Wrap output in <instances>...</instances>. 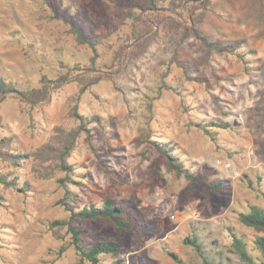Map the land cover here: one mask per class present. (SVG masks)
I'll return each instance as SVG.
<instances>
[{"label":"rangeland","instance_id":"1","mask_svg":"<svg viewBox=\"0 0 264 264\" xmlns=\"http://www.w3.org/2000/svg\"><path fill=\"white\" fill-rule=\"evenodd\" d=\"M65 2L78 9L76 20L84 31L101 38L98 61L107 63L130 33L127 10L143 0ZM54 7L42 9L35 0H0V72L21 88L39 86L42 73L55 78L65 72L60 60L73 65L91 54L75 42L62 20L65 13H54ZM70 9L63 7L64 12ZM204 12L198 24L203 34L225 44L243 41L247 69L236 55L208 53L192 35L183 37L182 28L169 24L112 81L101 79L84 92L71 81L47 102L30 105L8 98L0 104V139L10 138L12 150L23 154L48 141L56 127L77 126L71 112L76 104L79 114L98 115L103 122V128L89 125L99 157L82 134L69 159L74 171L66 176L55 171L52 178L40 177L35 170L48 162L32 156L18 166L0 159V172L13 169L18 185L28 186L20 192L0 185V264H76L66 227L49 226L69 216L57 202L63 189L56 177L65 178L75 209L91 202L101 205L106 197L127 202L133 226L122 234L104 219L73 222L85 230L87 242L118 241L124 264H177L170 252L188 264H203L185 242L189 236H196L215 261L242 264L227 226L251 239L252 229L238 221L237 213L250 204L264 207V2L210 0ZM174 52L188 65L186 73L171 61ZM162 79L182 93L163 89L156 97ZM223 123L229 127L217 125ZM145 130L151 139L172 144L191 172L206 167L212 172L209 179L224 188L205 191L197 185L186 192L190 180L165 164L144 140ZM154 162L161 178L152 185ZM61 246L66 250L58 255ZM112 260L105 256L103 262Z\"/></svg>","mask_w":264,"mask_h":264},{"label":"trees","instance_id":"2","mask_svg":"<svg viewBox=\"0 0 264 264\" xmlns=\"http://www.w3.org/2000/svg\"><path fill=\"white\" fill-rule=\"evenodd\" d=\"M35 1L42 9H45V6L52 7L54 5L56 7H54L56 9L53 10L54 13L55 11H59L62 15L65 13L62 20L67 26L68 33L74 37L77 44L90 48L91 54L87 60L75 62L73 65L65 64L60 60L59 64L65 68V72L55 78L42 73L37 87L21 88L11 77L0 72V104L8 98H15L30 105L47 102L52 92L71 81L80 86V92H84L101 79L107 78L112 81L126 69L132 59L141 56L148 50L159 35L161 26L169 24L182 28L183 37H187L188 34L192 35L208 53L236 55L244 64L245 69L248 68L245 52L241 50L243 41L230 44L211 41L199 28L198 24L204 17V10L208 8L210 0H143V2L133 4L126 13L127 18L130 20V33L112 50L110 61L107 63L104 61L99 63L98 58L100 57L97 47L103 42L98 36L84 31L79 19L76 20L78 9L74 4L69 5L65 0ZM262 1L264 2V0ZM66 6H70L71 9L64 12L63 7ZM200 9H203V11ZM22 38V36L17 37L19 40ZM171 61L179 66L183 73L188 71V65L180 62L176 52L173 53ZM103 66L104 68H102ZM199 78H201V82L205 79L203 77ZM163 89H172L179 94L182 93V89L170 86L162 79L157 87L156 97L161 94ZM148 107H151L150 102H148ZM71 112L78 120L77 126L69 129L56 127L50 139L31 154L13 151L10 138L0 139V159L8 161L12 166H18L25 158L32 156L34 159L48 162L47 166L41 165L39 170H35L40 177L52 178L55 176V171L63 172L66 176L74 171V165L69 159L82 134L85 135L89 150L95 157H99L96 151L97 148L91 141L93 134L90 132L92 128L89 125L95 122L103 128L102 119L98 115L86 117L79 114L77 104L72 106ZM217 125L222 128L229 127L227 123ZM198 126L200 125L198 124ZM210 131V129H205L208 134H211ZM142 135L144 140L164 159L165 164L170 169L190 180L186 192L197 185H200L205 191H221L224 188L222 182L209 179L212 172L207 170L206 167L195 173L191 172L190 168L185 167L172 144L151 139L150 130H145ZM211 138L214 139V135ZM151 178L152 185L156 184L161 178L158 164L155 162L151 166ZM56 181L63 189V194L57 202L69 211V216L66 219L52 220L49 222V226L51 229L57 228L58 230L66 227V232L70 236L69 245L73 247L78 256L76 264H83L85 261L91 264H124V259L118 257L121 253V245L118 241L112 238H102L95 242H87L84 238L85 230L76 227L73 222L76 218L104 219L114 225L117 233L122 234L133 226V220L127 214L129 209L127 202L106 197L101 205L91 202L75 209L70 206V202L75 199L67 189L65 178L56 177ZM0 185L4 188H15L20 192L28 189L27 185H18V177L14 175L13 169L0 172ZM261 195L264 198V191L261 192ZM237 218L241 224L252 229L253 233L251 239H248L247 235L238 234L232 226H227L232 237L233 252L242 264H264V207L250 204L246 210H240L237 213ZM185 242L194 247L195 251L201 256L203 264H222L221 261H215L205 253L202 249V243L198 241L196 236L185 238ZM65 250L66 246H61L58 255H61ZM169 255L177 264H188L174 253L170 252ZM105 256H111L113 260L105 263L103 262Z\"/></svg>","mask_w":264,"mask_h":264}]
</instances>
